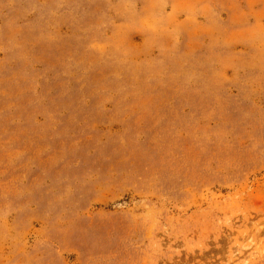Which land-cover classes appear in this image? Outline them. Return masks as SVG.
Wrapping results in <instances>:
<instances>
[{"label":"rangeland","instance_id":"374dc122","mask_svg":"<svg viewBox=\"0 0 264 264\" xmlns=\"http://www.w3.org/2000/svg\"><path fill=\"white\" fill-rule=\"evenodd\" d=\"M0 264H264V0H0Z\"/></svg>","mask_w":264,"mask_h":264}]
</instances>
